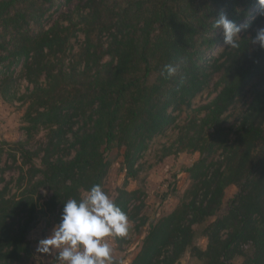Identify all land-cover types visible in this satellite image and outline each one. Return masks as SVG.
Returning <instances> with one entry per match:
<instances>
[{
    "label": "trees",
    "instance_id": "trees-1",
    "mask_svg": "<svg viewBox=\"0 0 264 264\" xmlns=\"http://www.w3.org/2000/svg\"><path fill=\"white\" fill-rule=\"evenodd\" d=\"M259 8L258 0H0V98L24 108V138L0 141V264H27L31 232L58 223L63 201L94 184L109 195L118 155L124 181L111 198L135 231L148 226L129 264H177L187 254L196 264H264V48L251 42L264 27ZM221 12L248 27L239 48L214 52ZM168 63L178 71L165 78ZM210 87L214 96L193 108ZM184 110L191 114L178 124ZM172 126L160 159L198 158L184 169L190 184L175 207L150 219L143 188L127 186ZM230 186L237 191L226 202Z\"/></svg>",
    "mask_w": 264,
    "mask_h": 264
},
{
    "label": "rangeland",
    "instance_id": "rangeland-1",
    "mask_svg": "<svg viewBox=\"0 0 264 264\" xmlns=\"http://www.w3.org/2000/svg\"><path fill=\"white\" fill-rule=\"evenodd\" d=\"M222 47H224L223 44L216 46L214 52H218L222 49ZM26 84L27 83L23 81L21 82L20 87L23 88ZM211 90L212 87L199 94L194 100L192 107L196 108L197 106L210 100L214 96V93H212L213 91ZM23 110L24 108L19 102L8 103L4 102L0 98V141L12 143L24 138V131L21 128L23 125L21 121ZM190 114V110H184L181 112L177 119V123H183L186 116ZM177 130L178 129L176 127L172 126L167 129L164 134L158 135L152 141L148 150L141 159V163L143 164V170L140 174L141 180H130L127 186L130 190L138 187L143 188L145 192V206L143 213L150 219L157 218L160 215L171 211L175 207L178 199L183 196L190 184V179L184 169L190 166L198 158L197 152H180L176 155L172 154L160 159L162 148L171 144V142L176 137ZM115 155H117V149H113L110 153V156L112 157ZM121 160V155H118L112 164L105 182V187L109 190L110 198L113 195L114 187L122 185L124 181V171H122L120 167ZM170 183H174L175 192L172 189V186L169 185ZM236 191L237 188L235 186H230L226 189V202L234 195ZM128 223L129 227L127 234L123 237H120V241L118 240L119 238L117 239L116 237L106 238L108 242L115 239L117 246H120L119 248L121 249L118 253V257L120 258L124 256V253H127L129 257L134 256L135 252L139 248L140 240L148 228L147 224H145L140 227L138 231H135L134 225H131L132 223L129 220ZM42 224H45L44 221L30 234L34 255L27 264H37L36 260L39 258L41 252L39 249L40 235H43L45 231V227ZM125 238H130V242H125ZM196 241L199 246L202 248L205 247V238L198 235ZM246 251L250 253L251 248L247 247ZM239 261L240 258L235 260V262ZM196 263L197 261L195 259H191L188 254L178 262V264Z\"/></svg>",
    "mask_w": 264,
    "mask_h": 264
},
{
    "label": "clouds",
    "instance_id": "clouds-1",
    "mask_svg": "<svg viewBox=\"0 0 264 264\" xmlns=\"http://www.w3.org/2000/svg\"><path fill=\"white\" fill-rule=\"evenodd\" d=\"M258 14L264 16V0H258ZM247 24L237 25L225 12L214 20V28L222 29L225 47H240L238 34ZM252 43L264 48V27L256 30ZM178 66L165 64L161 75L170 78ZM129 227L128 218L99 184L92 185L85 194L63 201L58 223L48 236L39 241L43 253L55 252L59 264H116L108 237H123Z\"/></svg>",
    "mask_w": 264,
    "mask_h": 264
},
{
    "label": "crops",
    "instance_id": "crops-1",
    "mask_svg": "<svg viewBox=\"0 0 264 264\" xmlns=\"http://www.w3.org/2000/svg\"><path fill=\"white\" fill-rule=\"evenodd\" d=\"M42 223V222H41ZM40 223V224H41ZM39 224V225H40ZM43 225V224H42ZM131 225H133V223L131 224ZM44 227H45V231H44V233H43V235H40V240L41 239H43V238H45L46 236H48L49 234H50V232H51V229H52V226H46L45 224L43 225ZM42 226V227H43ZM146 231H147V229H146ZM146 231H145V233H146ZM144 233V234H145ZM144 236V235H143ZM142 236V237H143ZM119 241H120V238L118 239ZM108 242V241H107ZM109 245H110V247L112 248V255H113V257H114V260H115V262H116V264H129L130 263V261L132 260V258L135 256V254L137 253V251L135 252V254H134V256L133 257H129L128 256V254L126 253H124V256L123 257H118V253H119V251H120V249L121 248H119L118 246H117V243H116V241H115V239H113V240H110L109 242ZM121 244V243H120ZM131 249H132V247H131ZM41 251V250H40ZM127 252H129V251H127ZM53 256L55 257L56 256V253L55 252H49V253H43L42 251L40 252V256H39V258L36 260L37 261V264H49L51 261H52V258H53ZM47 260H49V261H47ZM46 261H47V263H46ZM180 261V260H179ZM178 261V262H179ZM178 262H177V264H178ZM53 264H59V261L58 260H56Z\"/></svg>",
    "mask_w": 264,
    "mask_h": 264
}]
</instances>
